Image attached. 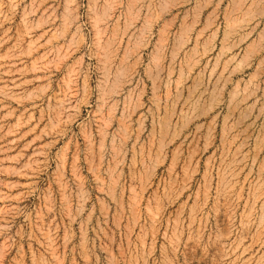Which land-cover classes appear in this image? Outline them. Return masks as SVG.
<instances>
[{"label":"rangeland","instance_id":"374dc122","mask_svg":"<svg viewBox=\"0 0 264 264\" xmlns=\"http://www.w3.org/2000/svg\"><path fill=\"white\" fill-rule=\"evenodd\" d=\"M0 264H264V0H0Z\"/></svg>","mask_w":264,"mask_h":264}]
</instances>
